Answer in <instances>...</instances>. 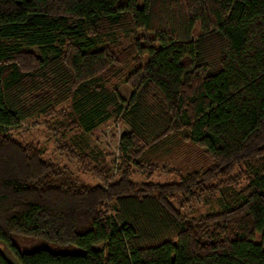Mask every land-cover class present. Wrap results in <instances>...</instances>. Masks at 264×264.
Masks as SVG:
<instances>
[{
  "label": "trees",
  "instance_id": "16d2710c",
  "mask_svg": "<svg viewBox=\"0 0 264 264\" xmlns=\"http://www.w3.org/2000/svg\"><path fill=\"white\" fill-rule=\"evenodd\" d=\"M68 101L87 133L129 125L117 180L66 144L84 183L6 134ZM183 132L209 167L152 181L139 157ZM33 239L79 251H22ZM0 242L20 264H264V0H0Z\"/></svg>",
  "mask_w": 264,
  "mask_h": 264
},
{
  "label": "rangeland",
  "instance_id": "374dc122",
  "mask_svg": "<svg viewBox=\"0 0 264 264\" xmlns=\"http://www.w3.org/2000/svg\"><path fill=\"white\" fill-rule=\"evenodd\" d=\"M147 60L148 58L145 57L144 62L146 63ZM103 82V80L91 82L87 86L95 88L96 85L99 86ZM114 85L117 86V92L122 99L128 101L131 98L134 91L131 86L126 83L118 84L117 81L114 82ZM129 130L130 127L124 122L123 117L114 113L106 122L99 124L92 132L87 133L79 124L72 101H68L61 106L56 115L52 117L36 116L21 121L19 125L6 129V134L19 142L34 145L41 151L46 160L71 168L84 183L94 185L97 183L94 174L81 171L77 162L71 161L66 152L60 148L66 144L71 146L79 154L87 155L91 163L98 166L106 176L112 180H117L122 170L124 158L128 156L126 152L123 153L120 149L121 136ZM186 136L187 134L184 132L177 136L170 134L160 139L156 146L146 149L141 154L139 157L141 163L160 166V171L154 174L152 181L171 182L176 180L174 175L166 173L169 168L179 169L183 173H187L209 167L210 158L205 149L186 141ZM148 178L147 174H143L138 169H134L132 173V179L137 182H145ZM194 208L199 215L218 210L217 205L206 204V201L196 204ZM26 241L25 245L22 246V251L35 248H47L51 251L70 253L79 251L76 247L56 246L41 240H28V244ZM254 242L261 244L262 236L256 235ZM95 249L105 250V245H98ZM0 252L11 264H20L14 254L2 242H0Z\"/></svg>",
  "mask_w": 264,
  "mask_h": 264
}]
</instances>
